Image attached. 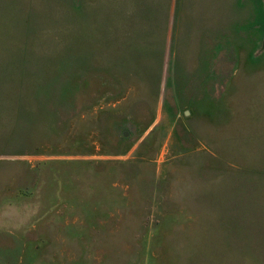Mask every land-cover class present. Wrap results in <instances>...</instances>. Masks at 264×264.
<instances>
[{
  "label": "rangeland",
  "instance_id": "rangeland-1",
  "mask_svg": "<svg viewBox=\"0 0 264 264\" xmlns=\"http://www.w3.org/2000/svg\"><path fill=\"white\" fill-rule=\"evenodd\" d=\"M0 264H264V0H0Z\"/></svg>",
  "mask_w": 264,
  "mask_h": 264
},
{
  "label": "water",
  "instance_id": "water-1",
  "mask_svg": "<svg viewBox=\"0 0 264 264\" xmlns=\"http://www.w3.org/2000/svg\"><path fill=\"white\" fill-rule=\"evenodd\" d=\"M127 136V132L123 131L122 132V137H126Z\"/></svg>",
  "mask_w": 264,
  "mask_h": 264
}]
</instances>
